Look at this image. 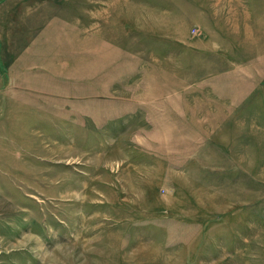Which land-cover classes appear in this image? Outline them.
Masks as SVG:
<instances>
[{
	"label": "rangeland",
	"instance_id": "374dc122",
	"mask_svg": "<svg viewBox=\"0 0 264 264\" xmlns=\"http://www.w3.org/2000/svg\"><path fill=\"white\" fill-rule=\"evenodd\" d=\"M0 264H264V0H7Z\"/></svg>",
	"mask_w": 264,
	"mask_h": 264
},
{
	"label": "crops",
	"instance_id": "0c3cea01",
	"mask_svg": "<svg viewBox=\"0 0 264 264\" xmlns=\"http://www.w3.org/2000/svg\"><path fill=\"white\" fill-rule=\"evenodd\" d=\"M5 1H7V0H0V11H2V5L5 3ZM0 42H1V40H0Z\"/></svg>",
	"mask_w": 264,
	"mask_h": 264
}]
</instances>
